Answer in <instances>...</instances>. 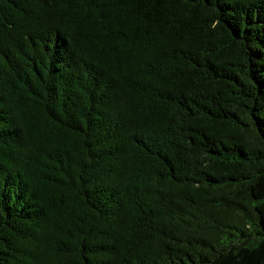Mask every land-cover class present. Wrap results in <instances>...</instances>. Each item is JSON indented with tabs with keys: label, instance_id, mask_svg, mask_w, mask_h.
I'll use <instances>...</instances> for the list:
<instances>
[{
	"label": "trees",
	"instance_id": "obj_1",
	"mask_svg": "<svg viewBox=\"0 0 264 264\" xmlns=\"http://www.w3.org/2000/svg\"><path fill=\"white\" fill-rule=\"evenodd\" d=\"M0 264H264V0H0Z\"/></svg>",
	"mask_w": 264,
	"mask_h": 264
}]
</instances>
